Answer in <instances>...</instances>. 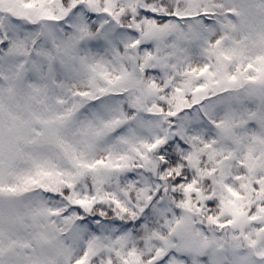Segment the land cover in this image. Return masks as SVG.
<instances>
[{
    "label": "snow or ice",
    "instance_id": "6c2138e0",
    "mask_svg": "<svg viewBox=\"0 0 264 264\" xmlns=\"http://www.w3.org/2000/svg\"><path fill=\"white\" fill-rule=\"evenodd\" d=\"M0 264H264V0H0Z\"/></svg>",
    "mask_w": 264,
    "mask_h": 264
}]
</instances>
